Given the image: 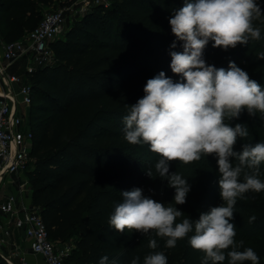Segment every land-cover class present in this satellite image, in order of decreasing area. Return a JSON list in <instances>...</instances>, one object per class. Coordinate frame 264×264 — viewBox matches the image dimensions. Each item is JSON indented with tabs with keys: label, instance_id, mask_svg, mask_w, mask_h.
<instances>
[{
	"label": "trees",
	"instance_id": "16d2710c",
	"mask_svg": "<svg viewBox=\"0 0 264 264\" xmlns=\"http://www.w3.org/2000/svg\"><path fill=\"white\" fill-rule=\"evenodd\" d=\"M54 2L0 0V33L6 43L33 32ZM112 2L111 7L103 4L87 13L64 39L51 44L53 65L27 74L34 94L29 116L34 161L27 169L33 203L52 240L73 241L74 264H99L104 256L106 264H130L136 256L143 264L153 251L164 252L168 264H203V253L194 250L187 238L166 248L165 239L154 233L126 229L121 234L108 223L123 191L140 188L158 202H173L175 189L154 170L159 155L147 144L133 145L124 139L123 117L126 105L144 96L148 79L163 71L174 81L182 80L170 67V51H182V42L176 41L169 19L185 0ZM257 3L261 5V0ZM262 17L254 21L261 29L259 41L227 50L214 48L209 41L204 50L207 64L227 69L234 62L264 87V59H257V53L264 52ZM174 41L177 47L172 49ZM229 123L245 124L249 132L246 139H237L234 151H241L244 143L264 142V119L259 113L252 117L245 110ZM149 168L153 178L146 175ZM260 168L264 180V162ZM169 171L182 174L191 185L186 202L176 205L185 216L198 220L201 213L222 204L214 155L189 164L171 161ZM231 222L239 239L264 237V191L238 198ZM150 238L157 239V249L148 247ZM0 264H9L1 253Z\"/></svg>",
	"mask_w": 264,
	"mask_h": 264
},
{
	"label": "clouds",
	"instance_id": "9594fccd",
	"mask_svg": "<svg viewBox=\"0 0 264 264\" xmlns=\"http://www.w3.org/2000/svg\"><path fill=\"white\" fill-rule=\"evenodd\" d=\"M261 16L264 11L257 0H185L173 10L169 24L176 41L182 42V51H170V67L182 80L174 81L163 71L148 79L144 96L126 105L123 117L124 139L133 145L147 144L159 155L154 170L175 189L173 202H158L140 188L123 191L122 201L108 219L115 231L154 233L165 239L166 248L187 238L194 250L203 253V264H223L226 258L228 264H259L251 247L238 250L242 241L237 243L236 225L231 221L238 198L264 191L260 178L264 142L244 143L241 151H234L237 139H246L249 132L245 124L233 127L229 121L239 119L245 110L264 119V87L234 62L227 69L207 64L204 50L209 41L224 50L259 41L261 29L254 21ZM257 59H264V52L257 53ZM209 155L217 158L222 204L193 220L176 207L186 202L191 185L182 174L170 173V162L189 164ZM145 172L153 178V169ZM148 247L157 249V239L150 238ZM107 261L104 256L99 264ZM130 264H140V257L132 258ZM143 264H168V259L164 252L153 251Z\"/></svg>",
	"mask_w": 264,
	"mask_h": 264
},
{
	"label": "built area",
	"instance_id": "2783aa9c",
	"mask_svg": "<svg viewBox=\"0 0 264 264\" xmlns=\"http://www.w3.org/2000/svg\"><path fill=\"white\" fill-rule=\"evenodd\" d=\"M91 2L83 0L82 7ZM69 10L65 7L46 12L33 32L16 42L5 43L0 52V214L5 217L0 221V253L9 264H16L13 257L17 254H7L1 249L9 245L13 229L25 231L32 253L41 256L46 264H65L70 256L68 248L51 239L39 207L33 200H24L33 196L27 169L34 161L31 153L34 133L29 117L34 94L32 86L11 71L21 60L26 61V74L55 63L51 44L64 32ZM22 105L27 108L26 113L20 111ZM14 178L19 180L15 182ZM13 184L17 185L16 193L3 191V186ZM19 256L21 264H28L24 256Z\"/></svg>",
	"mask_w": 264,
	"mask_h": 264
},
{
	"label": "rangeland",
	"instance_id": "374dc122",
	"mask_svg": "<svg viewBox=\"0 0 264 264\" xmlns=\"http://www.w3.org/2000/svg\"><path fill=\"white\" fill-rule=\"evenodd\" d=\"M82 1L83 0H55L54 4L50 7L45 9L44 12L57 10L59 8H65L68 7L70 10L67 12L66 15V24L64 32L61 33L56 41L60 39H64L67 35V33L89 12L96 11L98 7L101 5L109 6L111 7L113 4V0H92L90 5L88 7H82ZM261 10L264 11V0H261ZM261 18H263L261 16ZM26 61L21 60L17 62L14 67L11 69L12 72H15V74L20 75L24 79V83H28V77L26 74ZM20 111L22 113L27 112V108L25 106H21ZM28 122V121H27ZM27 125L29 124L26 123ZM24 127L23 129H26ZM6 185L3 186V191H5ZM32 188V187H31ZM33 190V189H32ZM40 212V211H39ZM41 214V212H40ZM237 243L239 244L242 241L241 246L238 248V250L243 251L245 248L251 247L258 255L259 257V264H264V237H258L253 240H244L235 238ZM62 246L64 248H68L70 251V256L66 258L65 264H74L77 261V258L71 257L74 255V244L72 240H69L67 242L62 243ZM226 264H228V260H226ZM245 264H251V262H245Z\"/></svg>",
	"mask_w": 264,
	"mask_h": 264
},
{
	"label": "crops",
	"instance_id": "0c3cea01",
	"mask_svg": "<svg viewBox=\"0 0 264 264\" xmlns=\"http://www.w3.org/2000/svg\"><path fill=\"white\" fill-rule=\"evenodd\" d=\"M6 41L4 40L3 36L0 33V52L3 49L4 44ZM15 182H17L19 179L14 178ZM6 191L9 193H16L17 192V185H14L12 187L8 186L5 188ZM25 202H31L33 200V196L28 195L26 198L24 197ZM5 217L0 214V221H4ZM30 239L26 237V233L23 230L19 229H13L12 236L9 240V245L2 247V252L7 254H17L13 257L16 264H21V258L19 255L24 256L28 262V264H46L44 259L41 256L34 255L31 251L30 247Z\"/></svg>",
	"mask_w": 264,
	"mask_h": 264
}]
</instances>
